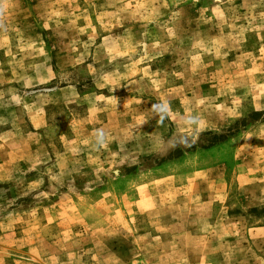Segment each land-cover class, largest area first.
I'll list each match as a JSON object with an SVG mask.
<instances>
[{
  "label": "rangeland",
  "instance_id": "1",
  "mask_svg": "<svg viewBox=\"0 0 264 264\" xmlns=\"http://www.w3.org/2000/svg\"><path fill=\"white\" fill-rule=\"evenodd\" d=\"M0 264H264V0H0Z\"/></svg>",
  "mask_w": 264,
  "mask_h": 264
}]
</instances>
